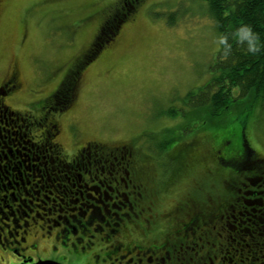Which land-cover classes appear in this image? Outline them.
<instances>
[{
    "label": "rangeland",
    "instance_id": "1",
    "mask_svg": "<svg viewBox=\"0 0 264 264\" xmlns=\"http://www.w3.org/2000/svg\"><path fill=\"white\" fill-rule=\"evenodd\" d=\"M115 1L0 0V81L15 68L21 83L5 103L15 111L45 114L58 129L52 140L59 142L67 155L85 142L134 147L146 184V206L137 218L127 221V233L139 245H160L166 239L177 242L183 234L191 233L186 224L195 212L201 217L191 225L195 231L187 240L202 242L203 253L216 255L213 264H234L239 247L243 255L248 254L250 264H263L264 246L256 250L248 245L249 238L238 235L239 223L246 221L244 210L239 216L236 208L232 212L225 205L242 201L247 188L264 190L248 181H254L255 172L249 166L255 165L246 164L236 176L234 169L214 160L224 140H229L230 146L245 141L258 158L264 159V101L255 102L250 96L210 116L206 107H196L188 96L198 94L217 75L214 66L221 38L206 1L138 0L135 13L113 42L83 66L71 104L61 111H49L48 106L39 110L42 101L83 56L105 11ZM1 109L0 218H18L29 209L31 216L57 209L68 198H78V207L84 204L92 183L87 182V188L83 181H73L72 192L64 197L63 188L44 173V149L32 146L36 138L29 141L24 137L23 123L11 121ZM42 129L44 126L35 134ZM168 148H183V157L176 162L167 158ZM5 155L9 161L15 158L21 162V174L4 172L8 162ZM12 192L16 201H12ZM229 213L234 216H227ZM58 214L63 213L49 215L52 234L62 227L53 225L52 219ZM204 214H216V219L207 222ZM47 223L37 221L34 228L38 237L46 234ZM213 241L216 244L212 245ZM38 244L42 250L34 252L35 257L60 264H95L91 258L95 249L78 254L75 246L66 249L55 236ZM77 255L86 260L78 261ZM97 255L102 264H116L100 250Z\"/></svg>",
    "mask_w": 264,
    "mask_h": 264
},
{
    "label": "flooded vegetation",
    "instance_id": "2",
    "mask_svg": "<svg viewBox=\"0 0 264 264\" xmlns=\"http://www.w3.org/2000/svg\"><path fill=\"white\" fill-rule=\"evenodd\" d=\"M20 86L17 70L11 69V72L0 81V107L3 115H7L11 121L19 120L23 123L24 137L29 141V138H36V142H33L32 146L44 149L46 154L42 158H45L43 164L46 176H51L57 185L63 188L64 197L69 196L72 192L70 187L74 186L73 181H83L86 187L89 182L92 183V186L87 187L91 194L86 196V202L79 207L76 206L79 204L78 198L74 201L68 198L67 202L62 203L63 206L58 205L57 209L48 208L47 211L36 212L32 216L30 215L32 210L29 209L23 216L14 217L11 220L7 215L1 217L0 264H31L39 260H50L49 258L35 257L34 252L42 250L39 249V242H44L52 236H55L66 249L71 244L75 246L78 254H85L89 250L95 249L91 257L95 264H102L99 261V255H97L98 250L103 252L107 259L115 260L116 264H122L124 258L125 264H213L216 255L211 257L203 253L202 242H195L193 239L187 240L188 236L193 238L192 229L191 235L185 233L177 239V242H169L166 239L160 245L154 244L146 247L139 245V242L130 236L131 233H127V221L137 218L143 211L144 205L146 206L144 204L146 184H144L137 166L134 147L131 145L109 147L99 142H85L72 154H65L60 143L52 140L58 129H56V124L47 120L45 114L34 116L28 110L15 111L5 103V99L16 93ZM48 97L42 101L39 110L44 106H48L49 111L53 108L50 103L46 102ZM41 126H44V129L40 130L39 134H35V131ZM228 147L230 148L228 149ZM244 147L248 149L249 154L251 153L248 158L251 163L256 154L245 141ZM222 148L225 151L216 150L215 163L223 158L222 156L228 154L236 156L234 157L235 161H245L243 146H230L227 141ZM10 155L13 156V154ZM4 158L8 160L6 155ZM11 159L12 161L8 160L10 164L7 162L4 166V172L11 176L15 171L21 174V162L14 160L15 158ZM252 163L255 165V161ZM8 184L12 188L11 183ZM14 184L17 185L16 182ZM253 188L255 187L253 186ZM253 188H250L248 193L251 199L249 204L252 213L250 216L253 221L250 226V234L246 238H249V246L260 250L264 246V192ZM18 193L19 196L21 194L19 190ZM22 193L25 194V191L23 190ZM15 195L14 192L11 193L12 201L17 200ZM256 201H259L257 202L259 204ZM55 212L63 214H58L57 219H52L53 225L54 227L62 225V227L57 233L52 234L49 215ZM0 213H2L1 210ZM10 215L15 216L13 212ZM199 215L194 212L188 224L196 223ZM219 216L221 217L220 214ZM7 221H10V224ZM37 221L48 222L45 225L46 234L42 233L39 237L34 228ZM39 227L43 229V227ZM198 239L202 240L200 236ZM77 244H81V247H77ZM122 249L125 251L124 254L120 252ZM147 253L149 255L146 256ZM127 255L132 256L126 259ZM234 255L236 260L234 264H250L248 254L243 255L240 247L235 249ZM76 258L82 263L86 260L83 255H77Z\"/></svg>",
    "mask_w": 264,
    "mask_h": 264
},
{
    "label": "trees",
    "instance_id": "3",
    "mask_svg": "<svg viewBox=\"0 0 264 264\" xmlns=\"http://www.w3.org/2000/svg\"><path fill=\"white\" fill-rule=\"evenodd\" d=\"M204 1L207 2L208 11L214 20V25L217 31L220 34L221 47L219 57L214 66L217 70V75L212 78L204 89H200L198 94L195 95L193 93H188L190 102L192 104L194 103L196 107H206L205 109L210 116L218 115L228 109L231 103L241 102L250 96L253 97L255 102L257 100L259 102H263L264 0ZM137 5L138 0H116L114 4L109 6V8L105 11L97 32L83 56H80V59H78V61H76L66 72L60 85L46 99V102L53 106L52 109L54 111H61L71 104L76 93L83 66L94 60L103 47L108 46V44L113 42L125 22L135 13ZM241 27H248L251 29L254 37L255 51L249 50L247 41H240L238 39L237 31ZM227 141L229 140H224L221 145L223 146ZM239 144L236 145V147L241 145L244 148V162L235 161L234 157L236 156H232V154L224 156L221 155L223 158H220L218 161L220 165L234 169V175L236 176L247 167L246 164H250L248 158L250 157L249 155H251V153L249 154L248 149H245L244 142L243 145L242 143L240 145ZM229 148L230 147H228V149ZM162 149L163 147L159 146L158 150L162 152ZM177 149H166L169 151L166 157L174 160L175 162L178 161V159L183 157L182 150L184 149ZM220 149L222 150L223 148ZM223 150L225 151V149ZM253 161H255V167L249 166V169L252 171L254 170L255 178L252 182L250 179L248 181L250 185L256 182V186H260L264 189V159L257 158L256 155L253 157ZM175 171L176 168L174 172ZM249 189L250 188L245 189L247 195L241 197L242 201L238 202V200L225 204L227 206L226 210L231 209V211L234 212L236 208L239 216L242 214L243 210L245 212V224L242 223L244 221L239 223L238 232L240 234L238 235L240 237H246L250 234V226L253 221L252 217L248 218L252 213L251 205L249 204L251 202L250 196L248 195ZM263 191L264 190H262V192ZM257 202L259 201H256V203ZM257 204L256 206L259 207ZM211 215L208 217L204 214L203 216L208 222V219H216V214L213 216ZM231 215L234 216L233 213H229V215L227 214V216ZM217 216L218 218H222L223 213L221 214V217H219V214ZM198 217H200V215ZM218 220L220 221V219ZM202 222L204 223L205 221ZM188 223L189 221L186 224V230L187 228L194 230L195 227H192V224ZM193 224H197V222ZM214 244H216L215 241L212 242V245Z\"/></svg>",
    "mask_w": 264,
    "mask_h": 264
},
{
    "label": "clouds",
    "instance_id": "4",
    "mask_svg": "<svg viewBox=\"0 0 264 264\" xmlns=\"http://www.w3.org/2000/svg\"><path fill=\"white\" fill-rule=\"evenodd\" d=\"M237 37L240 41H247L249 50L255 51V46H254V37L251 32V29L248 27H241L237 31Z\"/></svg>",
    "mask_w": 264,
    "mask_h": 264
},
{
    "label": "water",
    "instance_id": "5",
    "mask_svg": "<svg viewBox=\"0 0 264 264\" xmlns=\"http://www.w3.org/2000/svg\"><path fill=\"white\" fill-rule=\"evenodd\" d=\"M31 264H60L56 261H52V260H39L37 262L31 263Z\"/></svg>",
    "mask_w": 264,
    "mask_h": 264
}]
</instances>
